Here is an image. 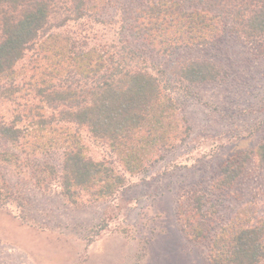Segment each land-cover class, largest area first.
<instances>
[{"label":"trees","instance_id":"16d2710c","mask_svg":"<svg viewBox=\"0 0 264 264\" xmlns=\"http://www.w3.org/2000/svg\"><path fill=\"white\" fill-rule=\"evenodd\" d=\"M111 6L110 0H0V138L31 153L61 146V185L73 202L81 193L111 198L127 182L112 161L86 154L81 129L108 147L126 173L145 174L182 139L176 93L230 77L215 60L193 55L237 40L264 59V0H146L124 17L120 51L62 30L88 19L104 25L101 15ZM31 52L30 70L19 67ZM7 156L17 157L4 153L0 160ZM256 157L264 166V143ZM241 158L222 168L209 191L198 189L186 207L179 205L187 235L209 241V264H264V215L253 224L238 218L214 224L219 210L211 196L241 176L249 157ZM8 199L0 192V206Z\"/></svg>","mask_w":264,"mask_h":264},{"label":"rangeland","instance_id":"374dc122","mask_svg":"<svg viewBox=\"0 0 264 264\" xmlns=\"http://www.w3.org/2000/svg\"><path fill=\"white\" fill-rule=\"evenodd\" d=\"M110 1L101 15L106 24L88 19L62 30L120 51L124 17L146 0ZM33 56L19 67L28 69ZM196 56L220 63L230 77L224 83L189 85V95L176 93L182 139L147 173L129 175L108 147L80 130L86 154L112 161L126 177V186L111 198L81 193L73 202L64 194L61 146L31 153L24 144L0 138V155L17 156L0 160V192L9 196L0 206V264H209V241L187 235L179 205L186 207L198 189L209 191L224 166L246 155L241 176L224 193L211 196L219 210L214 224H233L236 218L253 224L264 215V166L256 157L264 143V59L237 40ZM34 142L45 145L41 139Z\"/></svg>","mask_w":264,"mask_h":264}]
</instances>
